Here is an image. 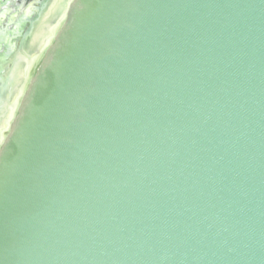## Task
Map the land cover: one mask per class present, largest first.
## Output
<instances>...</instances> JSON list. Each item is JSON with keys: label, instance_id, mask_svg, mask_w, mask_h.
<instances>
[{"label": "water", "instance_id": "water-1", "mask_svg": "<svg viewBox=\"0 0 264 264\" xmlns=\"http://www.w3.org/2000/svg\"><path fill=\"white\" fill-rule=\"evenodd\" d=\"M24 5L0 264H264V0Z\"/></svg>", "mask_w": 264, "mask_h": 264}, {"label": "flooded vegetation", "instance_id": "flooded-vegetation-1", "mask_svg": "<svg viewBox=\"0 0 264 264\" xmlns=\"http://www.w3.org/2000/svg\"><path fill=\"white\" fill-rule=\"evenodd\" d=\"M33 0H0V30L2 27H5L8 22L9 18V12H15L16 10L20 9L19 7L22 4H25L24 6L31 3ZM9 11V12H8ZM19 13L21 11H18ZM4 52L3 50H0V55Z\"/></svg>", "mask_w": 264, "mask_h": 264}]
</instances>
